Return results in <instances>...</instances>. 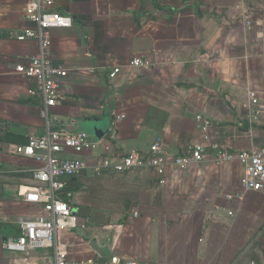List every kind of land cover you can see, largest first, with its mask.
Wrapping results in <instances>:
<instances>
[{
    "label": "crops",
    "instance_id": "1",
    "mask_svg": "<svg viewBox=\"0 0 264 264\" xmlns=\"http://www.w3.org/2000/svg\"><path fill=\"white\" fill-rule=\"evenodd\" d=\"M239 1L55 0L53 9L73 25L50 33L53 63L69 75L65 99L49 109L47 121L44 99L31 96L34 84L15 72L39 47L17 39L35 28L25 18L27 0H0V264H53L52 250L3 249L20 235V218L39 212L20 190L37 185L41 165L17 147L50 127L92 137L84 120L106 115L111 128L102 147L123 156L147 152L161 139L170 163L164 176L144 167L96 177L92 167L102 149L66 152L89 165L60 194L84 222L59 234L71 260L107 262L113 254L143 264L264 260L258 225L264 194L242 193V165H218L209 149L204 163L187 172L172 164L197 143L234 152L264 144V125L250 128L244 106L248 90L264 103V0H245L251 29ZM135 58L152 66L131 68ZM116 67L121 71L111 79Z\"/></svg>",
    "mask_w": 264,
    "mask_h": 264
},
{
    "label": "built area",
    "instance_id": "2",
    "mask_svg": "<svg viewBox=\"0 0 264 264\" xmlns=\"http://www.w3.org/2000/svg\"><path fill=\"white\" fill-rule=\"evenodd\" d=\"M55 0H27L25 18L35 28L24 29L18 35V41L29 40L38 42V52L15 66L16 74L30 80L34 87L30 90L31 96L40 95L45 101L43 118L49 120V109L59 101L65 99L63 80L68 77L69 71L53 63L51 30L68 29L73 25V19L56 12L53 8ZM242 18L251 29L253 22L245 0H240L237 6ZM131 68H149L151 61L135 58L130 63ZM120 67L114 68L110 78L114 79ZM245 108L250 128L264 125V103L257 92L248 90L246 93ZM49 127L52 126L48 122ZM99 149L103 155L98 157L92 167L96 177L105 172L126 173L134 169L151 167L160 176H164L170 163L163 141L157 139L147 152L131 151L126 155L118 156L111 152L110 147H102V141L95 140L85 132H70L66 129L49 128L42 136H32L26 145L17 147V154L35 159L41 166L36 170L37 185L20 195L25 202L37 207V215L22 217L19 220L20 235L9 238L3 243V249L11 254L25 255L29 252L52 250L53 264H143L131 258L123 259L113 254L109 261L95 263L75 262L70 259L66 247L59 241V234L82 227L83 219L73 213L69 204L64 202L60 194L67 187V181L89 169L86 160L64 157L68 151L82 155L92 154ZM209 149L215 154L218 165L237 161L242 165L243 177L240 182L242 193L264 194V144L258 148L243 151H228L214 143L208 148L203 143H197L190 152L172 159L173 166L187 172L204 163L205 152ZM233 197H229L232 199ZM247 264H264L254 259Z\"/></svg>",
    "mask_w": 264,
    "mask_h": 264
},
{
    "label": "water",
    "instance_id": "3",
    "mask_svg": "<svg viewBox=\"0 0 264 264\" xmlns=\"http://www.w3.org/2000/svg\"><path fill=\"white\" fill-rule=\"evenodd\" d=\"M108 115H106L107 118ZM105 118V119H106ZM100 120V119H86L84 120V124L88 126V131L92 135L95 140H102L110 131V124L107 123V120ZM106 123V125H105ZM95 245V243H93ZM95 247V246H94Z\"/></svg>",
    "mask_w": 264,
    "mask_h": 264
},
{
    "label": "rangeland",
    "instance_id": "4",
    "mask_svg": "<svg viewBox=\"0 0 264 264\" xmlns=\"http://www.w3.org/2000/svg\"><path fill=\"white\" fill-rule=\"evenodd\" d=\"M258 225H259V230H260L259 232L263 233L264 232V220L262 222L258 223Z\"/></svg>",
    "mask_w": 264,
    "mask_h": 264
}]
</instances>
